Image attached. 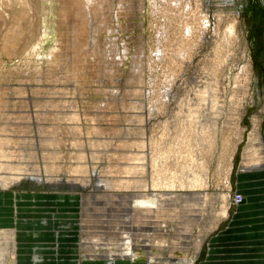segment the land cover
<instances>
[{"label": "rangeland", "instance_id": "rangeland-1", "mask_svg": "<svg viewBox=\"0 0 264 264\" xmlns=\"http://www.w3.org/2000/svg\"><path fill=\"white\" fill-rule=\"evenodd\" d=\"M165 1L143 0L139 11L138 0H0V181L21 178L0 187V200L7 199L2 208L16 218L0 228L21 232L18 251L26 235L45 241L43 252L54 258L48 264L107 263L118 247L108 244L109 255L92 253L83 243L89 241L84 212L127 202L154 210L156 198L138 196L158 191L174 193L162 199L155 225L161 239L107 264H209L215 235H229L239 222L264 220L256 212L264 210V181L256 175L264 170L243 159L253 118L264 137V0H189L188 7L184 0ZM206 2L209 24L200 41ZM248 63L252 82L244 94ZM237 108L239 133L233 125ZM141 175L147 187L96 186L102 179L122 183ZM72 180L88 185L74 187ZM181 192L214 199L188 204ZM83 193L101 196L98 204L87 198L86 205ZM18 201L44 202L41 225L47 231H37L32 221L27 230L18 226ZM185 207L198 214L206 209L207 235L190 263L201 224L190 235L180 230L189 214ZM217 215L224 217L210 229ZM113 223L131 226L121 217ZM130 230L127 241L134 236ZM174 242L184 248L171 249ZM62 243L69 244V256ZM19 254L6 263L19 264ZM36 260L32 264H41Z\"/></svg>", "mask_w": 264, "mask_h": 264}, {"label": "bare ground", "instance_id": "bare-ground-1", "mask_svg": "<svg viewBox=\"0 0 264 264\" xmlns=\"http://www.w3.org/2000/svg\"><path fill=\"white\" fill-rule=\"evenodd\" d=\"M120 1L122 2L123 0H120ZM125 1L127 2L126 4H128V5H130L132 3V0H125ZM138 1H139L138 10L142 11L143 10V0H138ZM174 1L179 2V0H173V2ZM188 1L189 0H186V1L184 0V3H183L184 5L183 6H187V7L190 6L188 4ZM198 4L200 5V3H198ZM217 4H219V3H217ZM213 7H214V5H213ZM128 8H130V10H131L130 6H128ZM201 11L204 13L205 22L201 21L202 22V24H201L202 25V30L200 31V41H202L204 39L206 40L205 33L207 31L205 32V29L207 28V26L209 24V19H208L209 11H208V3L207 2L205 3L204 7H202ZM223 15H225V14L222 13V12H218V11L216 12V17L218 19H220V20L224 19V17L222 18ZM214 26H215V24H214ZM139 44H140L139 51H141L142 50L141 49L142 39L140 40ZM246 68H247V79H246L244 90H243L244 94L247 93V90H248V88H249V86L251 85V82H252L251 81V79H252V77H251V75H252L251 64L248 63L246 65ZM220 92H219V95H220ZM220 98H223V95H221ZM221 103H222V101H219V104H221ZM238 107L240 108V105ZM239 108L236 109L237 118L235 119V122L233 124V125H235L237 127L238 133H239L240 128H241L240 127L241 126V118H240V112H239L240 109ZM259 123H260L259 119H257V118H253L252 119L253 130L249 134L247 146H246V148L244 149V152H243V159H244V161H246L247 159H252L253 161H252V166L251 167H254L257 170L260 169L259 171H263L264 170V137L262 136V134L259 131V128H258ZM44 144H45V142H44ZM143 173H145V172H143ZM141 176L138 177L136 181L135 180L132 181V180L128 179L126 181H123L122 183H121L120 180L102 179V180L98 181L96 186L98 188H116V187L124 184V187H127V188L128 187H130V188L131 187H134V188H136V187H138V188L139 187H147L146 180L143 178V176L142 177ZM19 179H21V178L19 176H16V175L15 176H11V177H5L2 181H0V187H1L2 190H6L7 187H10L14 183H17L19 181ZM36 179L39 182L42 180L41 177H36ZM56 183L59 184L60 182H56ZM70 183H71V185H74V187H79V186L84 187V186L88 185L87 181H84V183H80V182H75V181L72 180V182H70ZM127 194H129L131 196L130 193H127ZM127 194L126 195L122 194L123 195L122 197L127 196ZM173 195H174V193H170V192H166L165 193V192H159V191L155 192L153 194L152 193L140 194L138 197H150V198L154 197V198H156L159 201L158 207L156 209H154V210L153 209H144V208L134 207L132 204H129V207H128V202L126 204L127 207H126V205L124 207H122L123 206L122 203H113V207L108 206V205L106 206L105 204H102L103 206L99 207L100 209H98L97 211H93L92 209L89 210V211L86 210L84 212V222L86 224V229L88 228V230H87L88 233L87 234L89 235V241L83 242V243L86 244L87 246L93 247V249H91L92 253H96L98 255H104V253L106 255L111 254L113 251L110 252L109 248L107 247V245L108 244L112 245V246L116 245L118 248H117L116 253L113 255L114 258H113V260H109L107 263H111V262L115 263L116 262L115 259H119L120 260L122 258V256L123 257H128V256L133 257V256H135L137 254L136 251H138L139 249H147V248H149V246L151 244L150 241L154 240L155 237L157 239H159V238L161 239V231L157 230L156 229L157 227L155 225L159 222V218L163 215V206H162V201L163 200L162 199L163 198L165 199L166 197H171ZM82 196L85 199V204L86 205H87V202H86L87 198H88V200L92 199V200L96 201L95 204L97 205L98 204L97 203L98 198L101 197V196H98V194L94 195V194H87V193L86 194L83 193ZM117 196L120 197L121 195L119 194ZM181 196H183L187 200H189L188 204H194V203H191V201L197 200L200 197H207V198H209L211 200L214 199L213 195L198 194L197 192H181ZM135 197H137V196H135ZM127 198L129 199L130 197L128 196ZM130 199H132V197ZM239 202H241V200ZM100 204H101V202L99 203V206H101ZM130 207H131V209H130ZM226 209H227L226 207L223 209L222 214L225 215ZM184 211L189 212V214L187 216L184 215L186 217V219L184 218L185 221H182L183 224L184 223L185 224H184V226L182 225V227H180L181 231H185L188 235H190L192 233V228H194V226H196V225H200L201 224V227H199L200 228V234H198V236H196L195 241L193 243L192 257L188 261V263H190V262L194 261L198 257V255H199V253L201 251V247L203 245V240H204L205 236L207 235V232H206L207 226L204 225L203 220H202V219H204L206 209L204 210L203 213H200V214H198L197 211H199V210L197 208L189 209L188 207H185ZM109 213L113 214V218L110 219V220L104 218V217H108ZM140 213H142V214H140ZM89 214H90V218L88 217ZM224 215L214 216L213 219H212V224H211V226L209 228L210 229L214 228L216 226V224L224 217ZM86 217H88V219ZM116 217H121V222L122 223H124V222L125 223H129V225H131V226H127V227L124 228L123 226H120L118 223H113V222H115ZM126 218H128V220H126ZM90 220H92V221L89 222ZM93 222H95V223H93ZM137 223H138V225L140 224V227H136L135 226V224H137ZM125 229L126 230L127 229L128 230L131 229L130 231L133 232L132 235L134 234V236L132 237L131 241H127L126 240L129 237L126 236V230ZM144 232H150V233H148L149 234L148 238L147 237H143L144 236ZM19 233H21V232H19L17 230V228H12V229L11 228L10 229H2V228H0V264H7L6 263V258L8 256H11V258L15 259L16 255H17V252H18V247L16 246V243H17V237L20 235ZM92 234H94L93 237H92ZM99 234H101V235L99 236ZM95 237L98 238L102 242H99V241L97 242ZM93 240H94V242H93ZM160 244H161L160 245L161 247H164L162 243H160ZM120 246H122V247H120ZM170 247H171V249H182V248H184V247L180 246L179 244H175V242L172 243L170 245ZM98 248L100 249V251L99 252H97V251L94 252V249H98ZM81 249H83V248H81ZM162 255H164V254H162ZM182 260H184V259H181V261Z\"/></svg>", "mask_w": 264, "mask_h": 264}, {"label": "crops", "instance_id": "crops-1", "mask_svg": "<svg viewBox=\"0 0 264 264\" xmlns=\"http://www.w3.org/2000/svg\"><path fill=\"white\" fill-rule=\"evenodd\" d=\"M256 175H260L261 178L259 180L264 181L263 172L256 173ZM244 176L247 177V174H244L242 177ZM245 185H247V183H245ZM252 187H254V185H252ZM6 201V196H4L0 200V222L2 223L0 224L1 226L4 225L3 222H5L6 220L10 219V221L12 222V219H16L15 217H12V210L9 214L7 212V209H4L7 207V205L5 204L7 203ZM244 202H246V198L244 199ZM21 203L22 202L18 201L17 209L13 208V211L16 213L15 216L17 217V221L15 222H17L18 226L24 230L26 228L27 230L28 228L26 226L28 224L26 223L32 221L34 222V224H36L37 228H39L37 231H44L45 229H42L44 228V226L41 225L42 220L47 217L44 215L46 213V207L45 205H43L44 202L42 204L36 202V204L30 205H22ZM256 212L264 214V210L261 207L256 208ZM51 224H53L52 220ZM49 234L50 232L48 231L45 233V236ZM229 235H227L225 231H222L215 235V237H213V239L209 243V249L210 251H212V253L210 252V256L208 259V263L210 261L209 264L212 263L211 261H216V264H264V220H260L258 222L247 221L246 223L239 222L233 226H230ZM37 239H34V237L28 238L26 237V235H21V237L19 238L20 243L18 242V245L21 246V249H19L18 251L20 253L19 264H32V260H34V257L37 260L39 259L41 261V264H48L49 262L54 261L52 254L50 255L43 252L44 247H42V245L45 244V241L43 239L37 241ZM62 244L63 245L61 246V248H64V250L62 251L65 252L63 254H68L69 256L71 254L69 244ZM87 262L90 264H107L102 261H90V259ZM87 262L85 260L83 263Z\"/></svg>", "mask_w": 264, "mask_h": 264}]
</instances>
